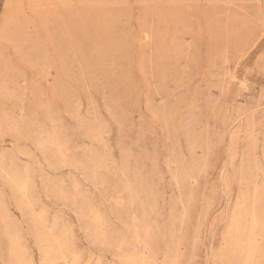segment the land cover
Instances as JSON below:
<instances>
[{"label":"rangeland","instance_id":"1","mask_svg":"<svg viewBox=\"0 0 264 264\" xmlns=\"http://www.w3.org/2000/svg\"><path fill=\"white\" fill-rule=\"evenodd\" d=\"M19 263L264 264V0H0Z\"/></svg>","mask_w":264,"mask_h":264},{"label":"bare ground","instance_id":"2","mask_svg":"<svg viewBox=\"0 0 264 264\" xmlns=\"http://www.w3.org/2000/svg\"><path fill=\"white\" fill-rule=\"evenodd\" d=\"M252 217H253V215H252ZM251 219H252V218H251ZM253 221H254V220H253ZM249 236H250V235H249ZM248 242H249V241H248ZM243 245H244V244H243ZM244 246H245V245H244ZM249 247H250V246H249ZM249 247H248V248H249ZM248 248H247V249H248ZM248 251H249V250H248ZM62 255H63V254H62ZM248 256H250V255H248ZM48 259H49V258H48ZM52 259H53V258H52ZM61 259H62V257H61ZM50 260H51V259H50ZM59 260H60V259H59ZM72 260H73V259H72ZM17 261H18V260H17ZM51 261H52V260H51ZM54 261H55V260H54ZM63 261H64V260H63ZM246 261H247V260H246ZM22 262H23V261H22ZM65 262H66V261H65ZM20 263H21V262H20ZM20 263H19V264H20ZM27 263H29V262L27 261ZM48 263H50V262H48ZM25 264H26V263H25Z\"/></svg>","mask_w":264,"mask_h":264}]
</instances>
